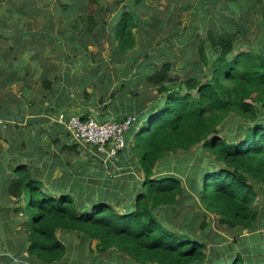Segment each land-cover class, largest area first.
Here are the masks:
<instances>
[{"label":"trees","instance_id":"1","mask_svg":"<svg viewBox=\"0 0 264 264\" xmlns=\"http://www.w3.org/2000/svg\"><path fill=\"white\" fill-rule=\"evenodd\" d=\"M15 1H19L20 5L8 7L0 22V44L8 42V32L16 34L18 38L11 44L13 40H10L0 50V119L9 120L6 108L7 103L11 107V102L6 101L11 86L21 87L20 95L26 97L31 92L28 85L36 82H40L36 94L41 95L42 99L48 93L57 95L55 113L65 112L67 115L77 112L76 109L80 107L82 118L89 115L87 106L96 102V83L101 82L103 91L97 96L96 103L102 105L104 113H111L120 119L114 102L116 86L111 87L114 78H110V74L100 72L96 75L79 74L81 79L71 77L72 85H68L71 90L65 94L66 86L62 80L68 74L57 63L60 56L55 59V63L47 66L49 57L39 54L46 50L44 42L50 43V52L54 49L57 54H61L57 45L65 47V43H72L71 51L76 54L77 50L86 51L89 46L99 49L101 42L107 41L111 46L114 43L112 47L122 55L128 56V51L135 45L134 36L140 28L139 12L148 9L153 12L155 9L147 6L145 0H131L132 15L126 10L129 6L126 3L130 0H116L112 6L109 3L100 4L97 0H60L59 9L49 13L54 22L62 24V31L55 35L66 39L59 43L55 35L49 37L43 31L37 32L38 38L31 39L28 31H23L22 25L26 17L37 15L38 9L34 7L33 0ZM224 1L233 15L246 13L248 8L243 7L245 3L256 6L264 4V0ZM21 5H25L28 12H22ZM244 19L242 17L241 23ZM158 22L161 24V21ZM15 26L16 29L13 28ZM53 26L51 22L43 29ZM235 26L236 33H239L240 25ZM147 30L144 28V31ZM203 37L196 35L190 38L188 35L180 39V42H187L185 49L193 44L194 52L198 55L196 61L199 64L194 66V71L200 73L203 67L208 70L202 72L201 76H186L176 81L170 75L174 69L171 62L162 63L150 73L137 70L133 80L127 78L128 84L135 86L145 79L153 92L135 106L131 105L134 102L126 95L134 96L138 92L127 91L123 85H119L123 90L119 94V103L128 105V113H133L132 109L140 112L143 108L125 135L143 175L140 191L134 193V186L122 185L116 179L115 182L108 180L106 188L97 192L89 190L86 193L71 186L68 190L58 189L52 194L43 189L42 182L31 168L19 164L10 166L11 173L4 178L3 193L19 199L23 204L17 210L22 211V218L8 223L15 233L13 249L20 243H27L29 256L45 263L60 261L66 253L64 239L57 237L60 232L65 238L69 236L70 243L71 234L83 235L97 241L96 249L99 251L115 250L139 264H245L239 254H234V247L228 240L234 238V242H245L240 232L255 230L256 211L252 210V205L257 198L256 182L264 189V120L257 117V108L251 103L263 102L264 106V44L262 40L257 46L236 43L231 33L214 29L204 32ZM29 44L35 45V52L25 56L22 52ZM33 55L40 58L36 76L37 72L31 63L20 69L15 67L18 62H24L25 57L35 58ZM60 70L56 77L61 79H55L57 85L53 88L47 76ZM127 74L122 76L128 77ZM22 82L24 84L21 86ZM90 84L92 90L87 92ZM2 91L4 94L9 93L3 96ZM74 92L79 100L72 95ZM253 93L255 98L251 100ZM231 114L235 120L245 123L238 132L242 139L237 142V138L217 136L218 125ZM195 144H199L197 160L201 163L191 165L189 171H194L189 175L193 179L189 187L196 193L203 210L218 217V230L207 228L202 220L196 224L199 216H185L189 223L185 228L181 222L174 228L173 224L164 220V215L168 214L172 217L170 222L177 221L175 215L178 212L168 213L171 210L168 207L182 201L184 192L174 176H154L153 168L158 160L170 157V153L177 150L189 154L190 147ZM22 156L28 155L18 154L16 157ZM197 173L201 175L200 181H197ZM63 191H70L71 194ZM114 191L127 197L134 193L133 198L130 197L132 199L120 208V211L123 209L122 213L110 207L108 196ZM55 195L58 197L55 198ZM122 202L115 200L119 207ZM20 221L21 229L15 230V222ZM224 242L227 245L224 246ZM204 248L208 249V254H203ZM215 252L218 256L213 255ZM256 264H264V260Z\"/></svg>","mask_w":264,"mask_h":264},{"label":"rangeland","instance_id":"2","mask_svg":"<svg viewBox=\"0 0 264 264\" xmlns=\"http://www.w3.org/2000/svg\"><path fill=\"white\" fill-rule=\"evenodd\" d=\"M33 1L35 2L34 7L36 6L38 9V13L37 15L31 14L24 19L22 25L23 31H28L29 37L31 39L38 38L37 32L39 31H43L49 37L59 34V32L62 31V28L60 27L62 24H59L57 21L54 22V20L51 19L49 13L59 9L60 0ZM97 1H99L100 4L104 5L109 3L112 6L116 0ZM123 2H125V0ZM126 4L129 5L126 10L131 12V9L133 8V5H131V0L127 1ZM145 4L150 6V8H154L155 11L151 12V9H148L143 12H139L140 28L138 33H136L134 36L135 45L132 50L128 51V56L122 55L123 53L112 47L115 46L114 43H112L113 45L111 46V44H109L107 41H102L101 47L99 49L89 46L86 51L82 50L81 52L80 49L77 50L76 54H73L71 51L72 43H65V47L56 44L61 52V54H57L54 49L50 52V47H52L50 43L44 42L46 50L45 52L40 53L39 56L49 57V60L46 61L47 66L55 63V59L60 56V60H58L57 63L62 66L66 74H68V77L64 78V81L62 80V84L66 86L65 94L68 93V90L72 85L71 81H73V79H71V77L81 79V75L79 74L88 75L103 72L106 74L109 73L114 78L115 75H117V72L119 73V85H123L127 91L131 90L138 92L134 96L130 94L126 95L130 96L129 100L131 102H134L131 105H140L142 101H145V99L149 97V95H152L153 89L150 86H147L145 79H142L140 83L135 86L128 84L127 78L133 80L137 70H143L150 73L154 68L158 67L162 63L171 62L174 69L171 71L170 75L176 81H179L186 76H201L202 72H206L207 69L205 67L201 68L200 73L194 71V66L199 64L196 61L198 59V55L194 52L193 44H190V46L185 49V44L187 42H180L181 38H185L188 35L190 38H194L196 35H199L204 39V32L206 33L209 29H214L218 32L231 33L235 36L236 43L257 46L258 42L262 40L264 44V4H259L256 6L245 3L243 7L248 8V11H246L244 14L240 12L236 13L235 15L229 12L230 7L225 3L224 0H145ZM11 5L19 6L20 3L19 1L15 0H0V22L4 18L8 7H12ZM25 5H21L22 12L27 11ZM34 7L32 6L31 9L34 10ZM82 7L83 5H81L80 8ZM32 12L34 13V11ZM242 17L245 19L241 23ZM158 21H161V24ZM51 22L54 23L53 28L43 29L44 26H47ZM260 22L263 24H260ZM236 24L240 25L239 33H236V28L238 26H235ZM150 27L152 28L147 30ZM13 28L16 29V26ZM144 28L147 31H144ZM6 38L8 39V42L13 40L10 42V44L14 43L15 40H18L17 35L13 34L12 32H8ZM57 39L59 40V43H63V40H65L66 37H61V39L57 37ZM8 42H2L0 44V50L5 45L7 46ZM34 46V44L25 46V51L22 52V54H26L25 56H28L27 54H34ZM124 67L125 69L123 70ZM56 72L60 73L61 70ZM127 72L129 73L127 74ZM59 73L51 75L50 80L53 79V76L55 77L53 80L57 78L61 79V77H56L59 75ZM126 74L128 77L122 76ZM23 84L24 82H22L20 85L22 86ZM39 85L40 82H36L35 84L30 83V85H28L31 90L30 93L33 92V94L29 93L31 99L26 100L27 103L25 104L21 102L23 99H26V97L20 95L21 87L19 88L18 86H11V93L7 92L4 94L5 91L3 90L4 93L2 91L3 96L7 95L8 93L10 94L8 95V100L6 102H11V107L7 103L6 108L8 113L7 119L9 120L0 119V152L8 155V158L2 159V153H0V164L3 167V169L0 170V223L7 225L10 220L12 222L16 218H22V211L17 210L22 208L23 204L19 199L8 197L3 193L5 175L11 173L10 166H13V164L14 166L15 164L25 165L27 168H30L31 165H34L33 160L36 157L35 153L37 149L44 150L43 147L49 145V139L45 138L41 127L33 123L37 120L29 117L30 119L27 121L25 118L27 113H29L31 117L35 116L34 113L37 109L35 100L40 98V95L36 94V92L39 90ZM68 85L70 87H68ZM71 92L72 91H70V93ZM122 93L123 90L119 86L118 95ZM72 95L75 96L77 93L74 92ZM97 96L99 97L98 93ZM53 97H56V94L53 95ZM262 97L264 99V95ZM75 98H77V96H75ZM254 98L255 94L253 93L251 94L250 99L254 100ZM67 99L68 96L66 97L65 101ZM77 99L75 102H77ZM12 100L21 104L13 105ZM55 101L56 98H54V100L51 102H53L55 105ZM41 103L42 105L44 104L43 101ZM251 103L257 108V117L264 120V106H262L263 102L254 104L251 101ZM127 106L128 105L119 103V109L120 107H124L122 108V111L119 112L120 114H123L124 117L133 114L138 117L143 109L142 108L140 112H138L139 110H134L133 113H128L130 108ZM55 110L56 108L50 112L53 117H55ZM23 118L24 120H22ZM243 124L245 123L240 120H235L233 115L231 117H227L218 125L217 136L224 138H226V136H230V138H237L235 142L240 141L242 138L240 135H238V132L240 131V128ZM11 148H13V150H11ZM198 148L199 144L191 146L189 149L190 153L188 151L189 154L181 150L172 152L170 153V157H165L162 160H158L153 168L154 176L160 178L174 176L177 183H179L182 191L184 192L182 201L177 202L176 204L172 205V207H168V209H171L168 213L176 214V212H178L177 215H175L177 216L175 218L177 221L170 222L172 217L168 214L164 215V220L167 221L168 224H173L174 228H177L178 222H181L182 226L185 228L189 226L185 216H199L196 220V224L202 220V222L206 224L207 228H215L218 230V217H216L213 213L203 210L200 200L196 197V193L189 187L193 181L192 178H189V175L194 171H189V169L192 164L201 163L198 161ZM9 150L12 152H9ZM33 150L34 154L32 157H30L31 155L22 156L21 158L16 157L18 154L23 155L25 153L27 154L28 152L32 153ZM51 151L52 150L46 149L44 154H50ZM86 158L87 155L82 153L78 154L76 156L77 164L79 166L86 165ZM219 163L222 162L219 161ZM134 169H137V167H134ZM138 172L141 174V177L135 179L136 186L134 185L133 187L134 193L137 190L140 191L141 182L143 180L142 172H140L139 169ZM196 175H198V173ZM117 177L119 178V176ZM197 177V181H200L201 175L199 174ZM256 183L257 188L255 189V192L257 193V198L252 205V210L256 211V219L254 221L256 228L254 231L249 232V230H242L240 232V236L246 239L245 242L239 240L234 242V238H229L228 240V242H231L234 247L232 248L234 254H239L240 257L244 259L245 264H256V262L264 260V189L260 188L261 185L258 183V181ZM118 184L120 183L118 182ZM43 189L50 193L57 191L54 190V186L52 189H49L43 185ZM63 192L71 194L70 191ZM134 193L130 197L133 198ZM56 197L58 196L55 195V198ZM108 197V201L111 202L110 207H112L117 213H122L123 209L120 211V208H122L123 205L129 201V199H132L124 195L120 196L118 191L112 192V195H109ZM187 197L190 199L186 200ZM115 200H119V202L121 200L123 201L120 207L116 205ZM155 215L157 216L156 212ZM21 222L22 221H20V223L15 222V230L21 229ZM196 231L198 232V230ZM71 235V237L75 239L77 246H86L87 248L94 247L93 249H96L97 241L90 240L83 235ZM61 239L66 241V238L63 236H61ZM223 245H227V242H224ZM202 252L203 254H208V249L204 248ZM213 255L218 256L216 252Z\"/></svg>","mask_w":264,"mask_h":264},{"label":"crops","instance_id":"3","mask_svg":"<svg viewBox=\"0 0 264 264\" xmlns=\"http://www.w3.org/2000/svg\"><path fill=\"white\" fill-rule=\"evenodd\" d=\"M33 56L35 57L33 59L25 57V61L18 62L15 67L20 69L26 64L31 63L34 70L37 72L35 74L36 76L39 72L37 61L40 58L37 55ZM32 60L35 62L32 63ZM35 63L37 65H35ZM62 70H64L63 67ZM58 73L59 72L56 71L52 72L48 75L49 77H47L50 80L51 75ZM116 74L117 75H115L111 87L116 86V99L114 102L117 107L119 118H123L124 115L119 113L124 107L119 109V73L116 72ZM54 78L55 77L53 76V79ZM110 78L113 79V76L111 75ZM53 79L50 81L52 82L53 88H55L57 81ZM101 85V82L96 83L95 101L98 100L97 93L100 94L103 91ZM91 90L90 84V88L87 89V92H91ZM56 97H53L51 93H48L46 98L42 99L40 95V98L35 100L37 106L34 113L35 116L31 117L29 113L25 115L27 121H29L30 118L36 119L37 121L33 123L40 126L45 138L49 139V145L44 146V150L37 149L35 160H33L34 165H31L30 167L36 178H38L47 188H53L54 186V190H68L71 186H74L77 189H82V191L86 193L89 190L94 192L104 190L108 180L113 182L118 179V181H121L122 185L127 184L130 186L131 184L132 187L134 185L136 186L135 179L140 178L141 174L138 172L139 167L137 158L135 157V159H132L134 156L131 152V146L128 144L129 142H126L125 148L119 154L116 161L109 160L105 153H96L92 146H84L77 143L71 138V135L67 130L55 121V118L50 113L53 110L52 108H56L54 103L51 102ZM29 98L30 94H28L26 99H23L21 102L25 104L27 103L26 100H30ZM42 101L44 103L43 105L41 103ZM16 104L17 102L13 105ZM105 104L106 102L103 105ZM87 108L90 112L94 111L100 116L106 114L102 110V105H98L96 102L89 104ZM76 110L77 112L74 111V113L77 114L82 111L80 107ZM132 110L134 111L135 109ZM56 114L58 113H55V116ZM22 120H24V118ZM46 149L52 150L50 154H44ZM80 152L87 155L86 165L79 166L76 162V156L81 154ZM33 154L34 150L32 153H27L28 156L31 155L30 157H32ZM1 155L2 159L8 158V155L4 153ZM134 167H137V169H134ZM117 176H119V178ZM61 236L62 235L59 232L57 237L61 239ZM14 238L15 233L13 229L7 224L0 223V264H139L128 256L115 250L99 251L98 249H93V246V248L77 246L73 237H71L72 242H69V236H66V241L63 242L66 247V253L63 258L57 262L45 263L28 255V252L26 251L28 246L27 243H20L13 249L12 243Z\"/></svg>","mask_w":264,"mask_h":264},{"label":"built area","instance_id":"4","mask_svg":"<svg viewBox=\"0 0 264 264\" xmlns=\"http://www.w3.org/2000/svg\"><path fill=\"white\" fill-rule=\"evenodd\" d=\"M56 122L62 124L73 140L92 146L97 153H105L107 158L116 160L118 153L125 147V134L135 122L133 115L123 119H112L98 124L92 118H81L77 115L58 114Z\"/></svg>","mask_w":264,"mask_h":264},{"label":"water","instance_id":"5","mask_svg":"<svg viewBox=\"0 0 264 264\" xmlns=\"http://www.w3.org/2000/svg\"><path fill=\"white\" fill-rule=\"evenodd\" d=\"M89 116L98 124H102L105 121H109V120H111V117H112L110 114H106L105 116L101 117V116H99V114L95 113L94 111H91L89 113Z\"/></svg>","mask_w":264,"mask_h":264},{"label":"clouds","instance_id":"6","mask_svg":"<svg viewBox=\"0 0 264 264\" xmlns=\"http://www.w3.org/2000/svg\"><path fill=\"white\" fill-rule=\"evenodd\" d=\"M60 113H63V114H64L65 112H60ZM60 113H58V114H60ZM89 113H90V111H89ZM95 113H96V112H95ZM58 114H56V116H57ZM72 114L81 117L80 114H77V113H74V112H70V114H67V115H72ZM107 114H111V113H107ZM105 115H106V114H105ZM105 115H101V117H103V116H105ZM56 116H55V117H56ZM99 116H100V115H99ZM111 116H112V115H111ZM133 116H135V115H133ZM55 117H54V118H55ZM87 117H90V116L88 115ZM87 117H86V118H87ZM125 117H126V116H125ZM125 117H123V118H125ZM135 117H136V116H135ZM81 118H82V117H81ZM111 118H112V119H117V118H115L114 116H112ZM123 118H120V119H123ZM83 119H84V118H83ZM120 119H117V120H120ZM136 120H137V117H136ZM136 120H135V122H136ZM55 121H56V120H55ZM135 122H134V123H135ZM57 123H58V122H57ZM134 123H133V124H134ZM58 124H60V123H58ZM61 125H62V124H61ZM62 126H63V125H62ZM131 126H132V125H131ZM63 127H64V126H63ZM64 128H65V127H64ZM67 132H68V131H67ZM68 133H69V132H68ZM69 134H70V133H69ZM125 135H126V134H125ZM71 138H72V136H71ZM72 139H73V138H72ZM74 141H75V140H74ZM125 141H126V140H125ZM77 143H78V142H77ZM81 145H82V144H81ZM125 146H126V144H125ZM124 148H125V147H124ZM124 148H123V149H124ZM123 149H122V150H123ZM122 150L118 153L117 158H118L119 154L122 152ZM96 153H97V152H96ZM117 158H116V159H117ZM108 159H109V160H112V159H110V158H108ZM113 161H116V160H113Z\"/></svg>","mask_w":264,"mask_h":264}]
</instances>
